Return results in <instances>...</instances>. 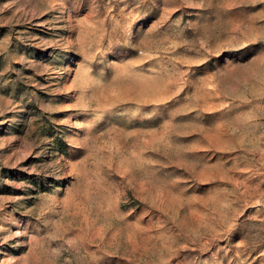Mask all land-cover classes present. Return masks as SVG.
Returning a JSON list of instances; mask_svg holds the SVG:
<instances>
[{
  "label": "rangeland",
  "instance_id": "rangeland-1",
  "mask_svg": "<svg viewBox=\"0 0 264 264\" xmlns=\"http://www.w3.org/2000/svg\"><path fill=\"white\" fill-rule=\"evenodd\" d=\"M0 264H264V0H0Z\"/></svg>",
  "mask_w": 264,
  "mask_h": 264
}]
</instances>
